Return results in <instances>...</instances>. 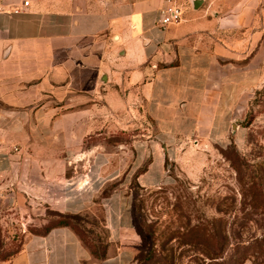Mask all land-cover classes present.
<instances>
[{"label": "crops", "instance_id": "obj_1", "mask_svg": "<svg viewBox=\"0 0 264 264\" xmlns=\"http://www.w3.org/2000/svg\"><path fill=\"white\" fill-rule=\"evenodd\" d=\"M175 2L182 20L162 28L166 0H0V206H97L106 238L96 258L70 226L26 233L0 264H131L128 185L220 145L264 82V0Z\"/></svg>", "mask_w": 264, "mask_h": 264}, {"label": "rangeland", "instance_id": "obj_2", "mask_svg": "<svg viewBox=\"0 0 264 264\" xmlns=\"http://www.w3.org/2000/svg\"><path fill=\"white\" fill-rule=\"evenodd\" d=\"M243 100V113L235 115L220 145L193 146L178 163L169 162L168 178L156 187L128 185L133 226H139L143 234L138 235L134 228L131 264H235L241 254L246 255L242 264H264V82ZM148 125L152 134V122ZM142 126L137 123L136 128L125 130L123 140L143 131ZM116 137H108L109 149ZM129 181L128 177L125 183ZM113 185L108 184L104 193ZM2 216H7V224H0V256L17 251L26 233L41 231L57 221L56 211L42 203L23 202L22 208L18 205L12 210L0 206ZM68 221L94 256L105 252L97 206L68 216ZM197 223L202 227L199 236L211 244L217 239L224 242L220 257L208 258L205 253L211 256L212 252L203 245L199 246L203 250H197L177 239L169 240L173 231H185Z\"/></svg>", "mask_w": 264, "mask_h": 264}, {"label": "trees", "instance_id": "obj_3", "mask_svg": "<svg viewBox=\"0 0 264 264\" xmlns=\"http://www.w3.org/2000/svg\"><path fill=\"white\" fill-rule=\"evenodd\" d=\"M146 167H147V164H145L138 172L144 171L146 169ZM132 183H134L136 185V187H138L140 189L144 188V187L140 186L138 184V182L133 181ZM106 194L107 193L103 192L102 197L106 196ZM133 211H134V205L132 202V212ZM56 215H57V221L56 222L49 223L45 226V228L43 230L38 231V232H32V233L45 234L50 228L55 227V226H70L78 234L76 229L68 221V216H72V215H63V214H60L58 212H56ZM134 228H135L136 232L138 233V235L143 236L141 228L139 226H137L135 223H134ZM201 229H202V227H200L199 223H197V224H194V225L188 227L185 231H181V230L173 231L169 236V240L177 239L180 244H183V245L187 244V245L193 246L197 250L201 249L202 247L199 248V246L203 245V247H205L206 250H208L207 252L211 251L212 254H214V255L211 254V256H209L208 255L209 253H205V255H207L208 258L213 259V258L220 257V255L222 254L223 248H224V242L221 239H217V240H212V241H214V244H211L208 238H204L202 236H199ZM79 237L82 240L80 235H79ZM82 242H83V240H82ZM20 248H21V246H20ZM20 248L15 252L9 253L6 256H0V258L6 259L10 256H13L14 254H16L20 250ZM201 250H203V249H201ZM90 251H91V249H90ZM105 252H106V250H105ZM105 252L99 256H94V257L103 258L105 256ZM201 252L204 253V251H201ZM245 258H246V255L241 254L238 257L237 262L235 264H242L243 261L245 260Z\"/></svg>", "mask_w": 264, "mask_h": 264}, {"label": "built area", "instance_id": "obj_4", "mask_svg": "<svg viewBox=\"0 0 264 264\" xmlns=\"http://www.w3.org/2000/svg\"><path fill=\"white\" fill-rule=\"evenodd\" d=\"M168 3L159 9L158 25L162 28L170 24L179 23L182 20L181 10L176 4L175 0H166ZM28 2L24 1L23 5H27ZM21 9L16 7L13 9L14 13L20 12ZM169 171V170H167Z\"/></svg>", "mask_w": 264, "mask_h": 264}]
</instances>
